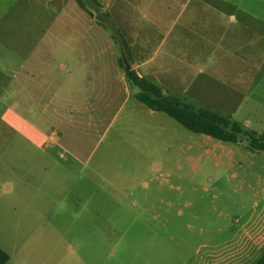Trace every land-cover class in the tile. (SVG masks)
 Returning a JSON list of instances; mask_svg holds the SVG:
<instances>
[{
  "label": "rangeland",
  "instance_id": "rangeland-1",
  "mask_svg": "<svg viewBox=\"0 0 264 264\" xmlns=\"http://www.w3.org/2000/svg\"><path fill=\"white\" fill-rule=\"evenodd\" d=\"M178 1L186 12L196 4ZM217 4L224 5L217 6L223 13L264 20V0ZM77 10L72 0H0V110L23 113L46 144L54 130L46 79L14 69L16 48L29 52L35 37L47 42L49 32H62L65 25L73 29L70 21L57 28L53 21ZM102 22L108 25L105 18ZM110 31H104L105 40ZM119 90L96 128L64 136L80 145L78 151L35 150L26 147V138L16 137L25 146L22 198L8 205L10 178L1 188L7 194L0 207L7 264H256L264 254V233L255 240L245 223L256 222L264 203V153L248 150L243 159L221 160L216 167L205 143H231L192 133L167 114L151 111L134 97L137 87H130L129 97L122 84ZM257 90L248 106L264 114V104H256ZM243 113L233 120L245 126ZM191 145L197 151H188ZM75 160L70 170L64 167ZM79 192L84 198L76 197ZM10 213L16 214L17 226L7 223Z\"/></svg>",
  "mask_w": 264,
  "mask_h": 264
},
{
  "label": "crops",
  "instance_id": "crops-1",
  "mask_svg": "<svg viewBox=\"0 0 264 264\" xmlns=\"http://www.w3.org/2000/svg\"><path fill=\"white\" fill-rule=\"evenodd\" d=\"M97 1L128 42L134 60L133 69L139 77L158 85L164 94L197 108L209 109L232 119L238 112L247 111V114L243 113L245 127L264 135V114L256 107L248 106L257 87L261 90L256 94L259 97L264 94L262 17L223 13L217 10V6L224 5L217 4V0H196L194 7L187 12L180 8L178 0ZM79 9L54 17L55 28L57 23L66 21L71 22L73 29L65 25L62 32H49L47 42L35 37L36 45L29 48V52L24 46L16 48L14 69L35 80L46 79L53 141L46 144L40 129L26 121L23 113L7 107L0 110V207L6 203L7 194L1 192V188L8 178L12 186L8 205L22 198L18 189L24 182L21 175L25 146L18 143L17 136L26 138L30 143L26 147L35 150H71L74 147L78 151L80 145L73 146L72 142L64 140V136L96 128L114 98H118L121 84L129 97L131 86L119 64L120 45L113 40L112 31L105 40L104 31L109 28L97 25L91 16ZM105 41H108L107 50ZM113 41L117 50L113 49ZM38 44L42 45L40 53L35 50ZM1 69L5 70L6 65ZM258 96L255 97L256 104H264L263 98L257 100ZM59 135L63 136L61 141L55 142ZM205 144L216 167L221 160L243 159L249 155L245 143H231V146ZM194 146L188 147V151H197ZM52 156L56 162V152ZM76 162L79 161L69 162L64 167L70 170ZM79 189H82L81 182ZM81 193L76 197L82 198ZM16 217L10 213L7 223L16 222L17 226ZM245 224L251 227L255 240L263 235L264 203L256 222ZM0 248L6 251L1 244Z\"/></svg>",
  "mask_w": 264,
  "mask_h": 264
},
{
  "label": "trees",
  "instance_id": "trees-1",
  "mask_svg": "<svg viewBox=\"0 0 264 264\" xmlns=\"http://www.w3.org/2000/svg\"><path fill=\"white\" fill-rule=\"evenodd\" d=\"M77 5L97 20L105 28L112 31V38L122 49L119 59L120 67L125 69L124 59L129 63L130 70L125 72L129 85L137 87L138 91L134 97L154 112H162L181 124L192 133L209 136L218 141L227 143H245L251 152L264 153V135L259 134L229 116L218 112L197 108L181 99L164 94L163 90L152 81L139 77L134 67L131 49L123 34L112 20L110 14L103 9L97 0H75ZM102 18L108 20V25L102 22ZM10 260L9 254L0 248V264H7ZM256 264H264V254Z\"/></svg>",
  "mask_w": 264,
  "mask_h": 264
},
{
  "label": "water",
  "instance_id": "water-1",
  "mask_svg": "<svg viewBox=\"0 0 264 264\" xmlns=\"http://www.w3.org/2000/svg\"><path fill=\"white\" fill-rule=\"evenodd\" d=\"M123 61H124V64H125V69L124 70H125V72H127V71L130 70L131 67H130L129 63L126 61V59H124Z\"/></svg>",
  "mask_w": 264,
  "mask_h": 264
}]
</instances>
